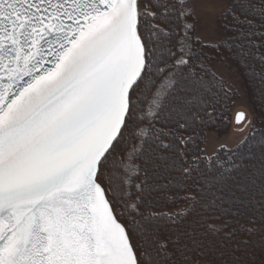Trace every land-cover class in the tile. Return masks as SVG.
Instances as JSON below:
<instances>
[{
	"label": "snow or ice",
	"instance_id": "6c2138e0",
	"mask_svg": "<svg viewBox=\"0 0 264 264\" xmlns=\"http://www.w3.org/2000/svg\"><path fill=\"white\" fill-rule=\"evenodd\" d=\"M192 15L187 0H0V264H264V140L258 189L235 163L202 176L183 148L212 106ZM221 16L231 28L202 47L259 61L264 86V0ZM159 199L187 203L160 214ZM244 215L238 238L227 217Z\"/></svg>",
	"mask_w": 264,
	"mask_h": 264
},
{
	"label": "trees",
	"instance_id": "16d2710c",
	"mask_svg": "<svg viewBox=\"0 0 264 264\" xmlns=\"http://www.w3.org/2000/svg\"><path fill=\"white\" fill-rule=\"evenodd\" d=\"M226 9H230L239 0H225ZM191 18H186L192 21ZM221 38L225 37L227 30L231 28V16H221L220 18ZM197 39H193L196 41ZM199 42L193 46L197 50H202L204 59L196 67V71L204 77L205 85L209 89L212 98V106L207 109L211 116L202 113L200 119L193 122L187 131L181 133L185 139L184 150L187 158L191 160L196 157L199 159V168L202 176L209 179L219 175V166L227 167L235 163L239 167L231 172L232 177L237 181L246 182L251 187L250 181L256 180V188H259V166H260V142L264 140V86L259 82V77L253 76L252 70L260 71V63L257 60L249 59L247 63L242 62L241 58L230 51V45L222 44L219 49L212 50L202 45H215L216 43H206L198 39ZM216 62H226L238 74L246 92L247 102L254 114V122L250 133L246 139L234 149L221 148L211 159L205 155V145L207 135L210 131L218 135L228 134L232 127V114L236 104V93L231 90L226 82L212 69ZM248 176L249 180L244 181ZM198 187V186H197ZM212 191H215L213 188ZM171 195V193L169 194ZM197 195L196 188H189L184 192H176V196ZM240 195V193H237ZM210 199V197H209ZM186 201L159 199L152 205L151 210L160 214H169L176 211H183L186 207ZM244 209L242 208V211ZM122 223H125L128 217H118ZM232 220L231 227L238 230V238L243 237V232L239 231L241 224H246L248 216L237 218L227 217ZM213 221H209L212 223ZM251 227V225H247ZM239 255V253H238Z\"/></svg>",
	"mask_w": 264,
	"mask_h": 264
},
{
	"label": "rangeland",
	"instance_id": "374dc122",
	"mask_svg": "<svg viewBox=\"0 0 264 264\" xmlns=\"http://www.w3.org/2000/svg\"><path fill=\"white\" fill-rule=\"evenodd\" d=\"M194 19L186 23L192 25L190 35L192 39H200L206 43H216L221 38L220 18L225 11V0H187ZM212 69L226 82L227 86L236 93L234 109L246 108L252 114V122L245 131L218 135L210 131L207 135L205 155L211 159L221 148L234 149L248 136L254 122V114L247 102L246 92L236 71L226 62H216Z\"/></svg>",
	"mask_w": 264,
	"mask_h": 264
},
{
	"label": "water",
	"instance_id": "95a60500",
	"mask_svg": "<svg viewBox=\"0 0 264 264\" xmlns=\"http://www.w3.org/2000/svg\"><path fill=\"white\" fill-rule=\"evenodd\" d=\"M244 113V120L242 123L237 124L236 123V116L238 113ZM252 114L250 113L249 110H247L246 108L243 107H239L237 109H234L233 114H232V127H231V131L235 132V133H240L242 131H245L248 126L251 124L252 122Z\"/></svg>",
	"mask_w": 264,
	"mask_h": 264
}]
</instances>
